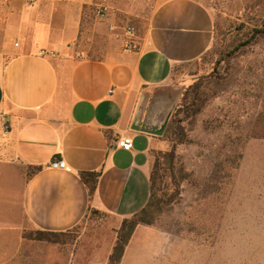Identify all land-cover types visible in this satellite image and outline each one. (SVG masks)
<instances>
[{"label":"crops","instance_id":"obj_1","mask_svg":"<svg viewBox=\"0 0 264 264\" xmlns=\"http://www.w3.org/2000/svg\"><path fill=\"white\" fill-rule=\"evenodd\" d=\"M93 2L0 0V168L21 185L18 194L0 189V264L31 262L24 247L50 245L24 239L29 228L68 231L91 208L114 221L115 234L147 205L151 151L162 141L132 129L136 111L148 91L170 85L176 68L214 47V14L196 0H155L130 54L106 23L93 29ZM75 43H84L83 58ZM42 49L59 55L42 57ZM124 137L132 138L131 150L118 146ZM58 158L65 169L50 167ZM81 171L101 173L91 198ZM147 229L136 228L120 264H139L135 240ZM113 244L102 249L107 261Z\"/></svg>","mask_w":264,"mask_h":264},{"label":"rangeland","instance_id":"obj_2","mask_svg":"<svg viewBox=\"0 0 264 264\" xmlns=\"http://www.w3.org/2000/svg\"><path fill=\"white\" fill-rule=\"evenodd\" d=\"M154 1L109 0L108 19L91 11L92 27L130 23L140 34ZM196 1L214 14V47L176 68L169 86L148 91L140 108V118L157 126L171 111L167 128L175 119L178 129L166 134V128L151 151L164 201L154 223L137 233L138 263L264 264V32L230 52L264 22V0ZM78 45L84 52V43ZM4 172L9 175L0 177V189L18 194L19 177L0 168ZM112 225L111 218L90 213L64 231L60 243L24 247L33 259L23 264L107 262L103 248L117 236Z\"/></svg>","mask_w":264,"mask_h":264},{"label":"trees","instance_id":"obj_3","mask_svg":"<svg viewBox=\"0 0 264 264\" xmlns=\"http://www.w3.org/2000/svg\"><path fill=\"white\" fill-rule=\"evenodd\" d=\"M216 31H217V23H215ZM264 32V22L260 26H255L253 28V36H251L250 39L247 41L240 42L238 45L234 47V49L230 52L237 51L239 52L248 42H250L253 38H255L258 34H261ZM217 33V32H216ZM200 95L198 96L199 99ZM187 99V96H185ZM184 98V101H185ZM177 121L173 119L166 131V134L169 133L171 130H177ZM169 160H172L174 155L173 153H169ZM168 158V157H166ZM41 168L36 167L31 172V174L37 173ZM156 169H153L151 171V196L150 200L147 203V205L134 214L132 217L128 219H124L121 223L120 227L116 230V241L113 246L112 252L109 255V259L107 263L105 264H120L121 260L124 256L126 247L130 243V240L132 239V236L138 226H149L154 223V214L156 212L160 211L161 204L163 203L162 196L158 197V190L156 180L159 174V171L157 172ZM81 181L85 184V186L88 189L89 197L91 198L97 188L98 179L101 175L100 172H90V171H81L78 173ZM90 213L98 214V211L93 210L91 208H88V215ZM87 217V216H86ZM63 234V232H56V231H46L41 229H31V230H25L23 233V238L26 240L31 241H38V242H47V243H60L61 240L59 237Z\"/></svg>","mask_w":264,"mask_h":264},{"label":"built area","instance_id":"obj_4","mask_svg":"<svg viewBox=\"0 0 264 264\" xmlns=\"http://www.w3.org/2000/svg\"><path fill=\"white\" fill-rule=\"evenodd\" d=\"M33 1V0H30ZM94 13L100 20L108 19L109 14L111 13V5L109 0H94L93 9ZM109 30L112 32V35L121 40L122 49L125 53H134L137 51L140 44V36L138 29L130 24H121L116 22H110L108 24ZM79 45L77 43L72 45V48L76 52L77 58H83L84 55L77 50ZM39 55L42 57L55 58L59 55L58 51L42 49L39 52ZM4 134H7V131H4ZM118 146L125 149L131 150L133 147V140L130 137H124L118 141ZM50 167L54 169H65L66 162L64 159H53L50 163Z\"/></svg>","mask_w":264,"mask_h":264},{"label":"water","instance_id":"obj_5","mask_svg":"<svg viewBox=\"0 0 264 264\" xmlns=\"http://www.w3.org/2000/svg\"><path fill=\"white\" fill-rule=\"evenodd\" d=\"M141 104H142V101H141V103H140V105L136 111L134 121H133V125H132V129L134 131L144 132V133H148V134H152V135H156V136H162L165 133V130H166L167 125L169 123L170 116H171L172 112L170 111L167 114L166 118L161 123V125L157 126L156 124L149 123V119L147 116H145L144 118H142V117L140 118Z\"/></svg>","mask_w":264,"mask_h":264}]
</instances>
